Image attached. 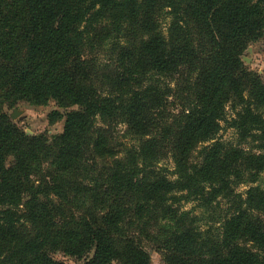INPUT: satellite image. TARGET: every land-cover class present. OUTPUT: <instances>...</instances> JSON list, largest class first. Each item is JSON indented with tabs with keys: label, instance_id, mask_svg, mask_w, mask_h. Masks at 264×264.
<instances>
[{
	"label": "trees",
	"instance_id": "16d2710c",
	"mask_svg": "<svg viewBox=\"0 0 264 264\" xmlns=\"http://www.w3.org/2000/svg\"><path fill=\"white\" fill-rule=\"evenodd\" d=\"M260 40L264 0H0V264H151L143 242L164 264H264V81L241 61ZM50 100L69 109L51 138L3 110ZM227 104L237 145L216 140ZM218 199V232L179 208Z\"/></svg>",
	"mask_w": 264,
	"mask_h": 264
},
{
	"label": "rangeland",
	"instance_id": "374dc122",
	"mask_svg": "<svg viewBox=\"0 0 264 264\" xmlns=\"http://www.w3.org/2000/svg\"><path fill=\"white\" fill-rule=\"evenodd\" d=\"M98 54L95 59L98 64L105 69H112L115 57V39L113 37L108 38L102 45H100ZM241 61L250 70L258 73L264 81V40L256 41L249 44L241 55ZM115 66V64H114ZM171 88L176 92V81L170 83ZM180 86V85H179ZM167 110L176 112L175 107L171 106L172 96L168 97ZM3 110L9 115V117L15 122L24 132L28 135L44 134L47 138H51L53 135L62 131L64 118H56L55 121H50V117H53L54 113L65 114L69 109L59 107L53 100L48 101L45 105H33L27 102H19L12 108H3ZM264 116V109L262 110ZM226 121L220 122V129L216 135V140H220L225 144L237 145L239 136L231 127H229V120L233 116V111L230 104L225 108ZM124 125L119 124L113 128V139L115 144L121 146V144L132 145L136 144L134 139L125 137ZM207 143H203L197 146L195 151L191 154V160L193 162H199V151L201 147ZM240 147L250 149L253 145L250 139L239 145ZM158 167H166L171 169L173 164L169 157H166L158 162ZM254 185H259L264 190V171L260 174L259 178ZM247 185L241 184L235 188V192L240 193L244 197V192L247 189ZM231 204L225 202L223 199H218L213 202L209 207L200 204L197 200H191L180 204V210L187 211L190 217L194 218L195 224L200 229L210 228L213 232L219 231V224L223 220L224 216L228 213V209ZM260 216L264 218V211L259 212ZM256 214V213H255ZM145 250L148 252L151 260V264H164L161 255L154 250L153 245L147 242H143ZM92 251L83 256L82 258H73L65 256L61 252H55L52 254L53 258L62 261L66 264H86V261L91 257Z\"/></svg>",
	"mask_w": 264,
	"mask_h": 264
}]
</instances>
